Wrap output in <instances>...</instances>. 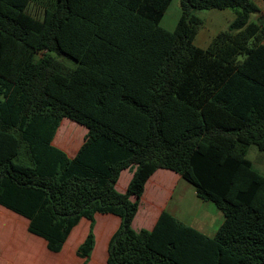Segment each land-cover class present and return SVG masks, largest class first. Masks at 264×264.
Here are the masks:
<instances>
[{"label":"trees","instance_id":"16d2710c","mask_svg":"<svg viewBox=\"0 0 264 264\" xmlns=\"http://www.w3.org/2000/svg\"><path fill=\"white\" fill-rule=\"evenodd\" d=\"M170 2L0 0V206L54 254L86 219L76 256L88 258L99 213L120 219L107 264H264V176L246 158L264 152V12L251 0H181L169 31L159 23ZM211 9L235 15L198 48L193 12ZM63 119L86 129L72 158L56 147L78 142L59 132ZM158 169L219 210L213 237L165 210L151 230L131 228Z\"/></svg>","mask_w":264,"mask_h":264},{"label":"crops","instance_id":"0c3cea01","mask_svg":"<svg viewBox=\"0 0 264 264\" xmlns=\"http://www.w3.org/2000/svg\"><path fill=\"white\" fill-rule=\"evenodd\" d=\"M261 9H264V4L259 8L260 11ZM197 34L194 38V45L198 48H205L216 35L204 42V46H199L196 44ZM205 40L204 36L199 37L200 43ZM61 124L62 121L60 126ZM83 138L79 140L71 151L62 143L61 146L57 147L65 151L69 158H72L82 144ZM54 142H57L56 134L52 142L56 146ZM133 171L134 168H128L120 172L114 186L118 193L126 191ZM185 196L192 201V204L193 202L195 203V208L190 209L195 211L200 208L202 210L201 213L199 212L198 215L192 216L189 215L188 210L182 211L179 208ZM173 198L178 199L179 207L176 209L173 207L169 210ZM130 201H133L132 197H130ZM213 206L212 203L197 198L193 187L182 180L178 174L170 170L158 169L145 183L137 212L131 222V228L135 232L151 230L158 215L165 210L181 223L205 236L213 237L223 221L221 213ZM186 209L189 208L187 207ZM119 224L120 219L115 215L94 214L92 227L94 245L89 257L85 259L77 257L76 250L86 237V231L89 226L88 220L81 219L71 231L61 251L54 254L47 251L45 242L42 239L27 232L28 221L25 218L0 206V230L2 231V237L0 238V264H107L108 242L118 229ZM81 225L84 226L82 231L79 229Z\"/></svg>","mask_w":264,"mask_h":264},{"label":"rangeland","instance_id":"374dc122","mask_svg":"<svg viewBox=\"0 0 264 264\" xmlns=\"http://www.w3.org/2000/svg\"><path fill=\"white\" fill-rule=\"evenodd\" d=\"M258 8H261L263 3L261 0H251ZM180 2L181 0H171L169 6L167 7L162 19L160 20V26L166 30L171 31L176 22L177 19L180 15ZM261 12H264V9H261ZM197 17H199L203 21V26L199 29L198 34H197V42L196 44L199 46H204V42H207L209 38H212L217 32L221 30H226L230 21L232 18H234V11L231 9H225V10H195L193 12ZM250 20L254 21L255 20V15L250 16ZM204 36L206 39L205 41H202V43L199 42V37ZM200 43V44H199ZM264 43V42H263ZM58 61H60L62 64L70 66L71 68L75 65V63L63 56L58 57ZM60 130L59 132L65 133L69 132L70 138L72 136H76L78 138V142L80 139L84 137L85 134V129L79 124H76L68 119H63L61 126L58 128ZM58 130L56 132V135L58 133ZM59 136L56 137V141H60L58 139ZM84 139V138H83ZM77 142V144H78ZM57 147V146H56ZM59 148V147H57ZM60 149V148H59ZM62 150V149H60ZM63 151V150H62ZM66 153L65 151H63ZM67 154V153H66ZM246 158L250 161L252 164V167L262 174L264 176V152L258 151L254 146H251L248 148L247 153H246ZM183 203L179 207V202L178 199L173 198L171 201V204L169 206V210L171 208H181L182 211H189V215H198V213H201V209L193 210L190 208H195V203H191L192 201L188 200L187 197L185 196L183 198ZM213 205V204H212ZM186 206V207H184ZM189 209H186V208ZM214 207V206H213ZM200 217V216H199ZM81 228H79L81 231L82 229L84 230V226L81 225ZM2 229V228H1ZM79 230V231H80ZM88 232V228L86 231V234ZM2 231L0 230V238L2 237ZM77 233V231H76Z\"/></svg>","mask_w":264,"mask_h":264}]
</instances>
